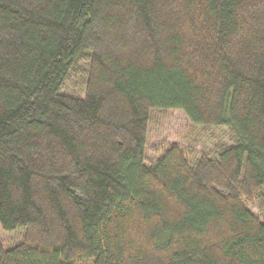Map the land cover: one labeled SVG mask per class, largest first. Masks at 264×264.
<instances>
[{
    "label": "trees",
    "instance_id": "obj_1",
    "mask_svg": "<svg viewBox=\"0 0 264 264\" xmlns=\"http://www.w3.org/2000/svg\"><path fill=\"white\" fill-rule=\"evenodd\" d=\"M156 110L199 140L146 164ZM0 227V264H264V0H0Z\"/></svg>",
    "mask_w": 264,
    "mask_h": 264
},
{
    "label": "rangeland",
    "instance_id": "obj_2",
    "mask_svg": "<svg viewBox=\"0 0 264 264\" xmlns=\"http://www.w3.org/2000/svg\"><path fill=\"white\" fill-rule=\"evenodd\" d=\"M77 82V81H76ZM75 82V83H76ZM74 83V79L70 80L69 84L67 85V91H71L73 86L77 87L76 92H80L82 90L81 83ZM69 87V88H68ZM79 96H83L81 93ZM190 128V124L184 114L179 110H167V111H160L156 110L150 114V119L147 127V134H146V145H145V163L153 161L157 155H154L150 148L153 145H157L160 142L167 141L169 143H178L183 147V145H190L192 146L193 141H198L199 139L193 134L192 136H187L188 130ZM193 137V139L191 138ZM192 139L193 141L191 142ZM206 138H201L200 142ZM203 145L208 147L209 143L203 142ZM197 150H200V146L195 147ZM11 231L5 232L0 227V240L2 243L3 248L9 249L10 247L20 243L22 240L21 232ZM79 264H84L79 263ZM86 264V263H85ZM90 264V263H88Z\"/></svg>",
    "mask_w": 264,
    "mask_h": 264
}]
</instances>
